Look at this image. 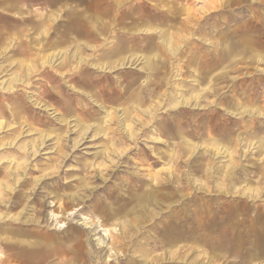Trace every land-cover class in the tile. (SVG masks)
<instances>
[{
    "label": "rangeland",
    "instance_id": "obj_1",
    "mask_svg": "<svg viewBox=\"0 0 264 264\" xmlns=\"http://www.w3.org/2000/svg\"><path fill=\"white\" fill-rule=\"evenodd\" d=\"M12 1L18 4L7 6L6 19L0 22V239L5 238L0 240V264H7V259L9 264H173L168 247L177 243H172L174 236L182 241L179 254L184 261L178 264H191L196 253L200 264H264V224L249 221L256 212L264 211V147L259 149V144L264 146V43L245 46L247 39H264V0H120L123 4L118 15L130 7L138 15L144 13L141 29L153 25L158 31L147 40L149 35L142 34L114 37L109 27L104 28L97 38H80L98 48L84 44L78 53L70 36L63 35L67 29L64 20L86 4H78L79 0H58V4L47 3L51 0L44 4L41 0ZM103 15L111 17V12ZM126 20H119L120 31L124 32ZM257 27L263 32H256ZM160 30L169 36L166 44ZM60 37L66 41L60 42ZM118 39L121 58L111 51ZM130 40L133 47L128 46ZM174 43L176 48L171 47ZM227 44H232L231 54L223 64L231 66L218 80L217 92L206 96L200 106H195V101L177 104L194 89H207V82L197 85V73L193 72L197 62L193 60L202 56L204 60ZM107 55V64L92 73L97 59ZM48 56L54 58L47 62ZM63 60H67L64 68ZM79 60L82 68L75 72ZM131 81L137 82L138 89L142 87L143 103L131 100L129 93L136 90ZM120 91L124 92L121 97ZM207 101L214 103L206 106ZM184 108L191 110L188 130L195 132L187 135L195 143L189 163L176 166L173 161L180 159L176 158L170 165L161 160L150 167L146 155L159 157L171 149L177 157L180 139H167L160 128L166 117H179ZM107 112L113 116L111 120L104 117ZM217 113L220 123L213 131L217 141L223 142L220 139L228 131L234 140L246 137L231 155L206 135L207 121ZM78 117L84 122L79 123ZM102 118L106 128L98 132L96 124ZM225 170L229 176L223 182ZM160 171V177L168 176L173 186H177L176 178L181 182L189 178L191 185L186 191L190 195H168L161 201L156 196L161 189L156 187L153 197L157 204L153 202L147 211L152 219L137 227L127 225L129 215L123 213L141 192L137 186L144 182L142 174L148 177L143 189H149L153 175ZM135 175L139 183L129 185ZM201 181L209 185V191L193 190ZM215 194L220 197L215 199ZM196 205L204 208L197 211ZM226 205L232 211L237 208L235 224H231L234 216L226 217L223 211ZM114 208L117 210L112 212ZM99 209L101 213L95 211ZM13 214L21 221L37 217L41 224L31 220L7 226ZM184 215L187 222L177 228ZM110 233L118 240L113 241ZM7 243H20L28 250L38 245L45 257L38 263L19 260ZM52 248L55 253L47 254L46 249ZM212 253L217 260L210 257ZM153 257L158 261L152 262Z\"/></svg>",
    "mask_w": 264,
    "mask_h": 264
},
{
    "label": "bare ground",
    "instance_id": "obj_2",
    "mask_svg": "<svg viewBox=\"0 0 264 264\" xmlns=\"http://www.w3.org/2000/svg\"><path fill=\"white\" fill-rule=\"evenodd\" d=\"M123 3L120 1V0H112V1H107V2H104V5L101 1H98V0H91L90 2H87L86 3V6L83 7L82 9L78 8L76 10V12L73 14L72 17L68 18L67 20H64V24L67 25V29L64 31V36L65 34H67V36L69 35V39H70V43L73 42L75 45L74 47L76 46L77 49H76V52L78 53L79 51H81V49L86 45L90 48H95L97 47V45H93L91 43V41H86V40H82L80 39L82 36H86L87 38H90V36H96V38L98 36L101 35V32H103L104 28H108L109 32H110V35L114 36V37H117L118 35L120 34H123V36H126V34H129L130 37H136V36H140L141 34L142 35H149L148 38H146L147 40H149V37H151L150 35L152 33H156L158 30V27H155L153 25H147L146 27H144V29H141L139 27V25L142 23L143 21V18L145 17V15L141 14V15H138L137 13H135V11H133L132 8L129 7V9H127L125 12L123 11L120 15H118V12L121 11V5ZM70 6V5H69ZM133 6V5H132ZM67 7V6H66ZM65 7V8H66ZM134 7V6H133ZM69 9V8H68ZM71 9V8H70ZM74 9V8H72ZM64 11V10H63ZM89 13H85V12H88ZM109 12H111V17H104L103 14H109ZM60 16V15H59ZM71 16V15H70ZM57 17V16H56ZM55 17V18H56ZM119 17H121L119 19ZM66 17H64L65 19ZM126 18L129 19V21H127L125 23V25L123 26V31H120L121 30V25L119 27H117V25L119 24V20H125ZM59 19V18H58ZM138 19V20H137ZM149 19V18H147ZM56 20V19H55ZM62 20V19H61ZM140 20V21H139ZM46 26V25H45ZM117 27V28H116ZM262 27H257L256 29V32L258 33H262L263 30L261 29ZM50 29V28H49ZM92 32L94 34H92ZM142 32H146V33H142ZM48 34V33H47ZM108 34V33H107ZM118 34V35H117ZM140 34V35H139ZM160 34L162 35V42L163 44H166L167 42V39H169V36L168 34L165 33L164 30H160ZM141 35V36H142ZM129 38V37H128ZM140 38V37H139ZM132 39V38H131ZM93 40V39H92ZM135 40V39H134ZM170 40V39H169ZM247 43H245V46L247 45V47H251L252 46H260L259 44H262L264 43V39L261 37V36H256L252 39H247ZM60 42L63 41L65 42L66 39H64V37H60ZM119 42H120V39H118L116 42H115V47H113L111 49V51L113 53H116L118 54L119 51L121 50L119 46ZM69 43V42H68ZM91 43V44H90ZM249 43V44H248ZM85 44V45H84ZM122 44V43H121ZM243 44V43H242ZM70 45V44H69ZM161 45V44H160ZM176 43L172 44L171 47H177L175 46ZM68 46V45H67ZM71 46V45H70ZM128 46H131L133 47V45L131 44V40H130V44ZM149 47H152L153 44H149L148 45ZM228 46V44L226 45ZM161 47V46H160ZM66 48V47H65ZM64 48V49H65ZM73 48V47H72ZM98 48V47H97ZM231 48H232V44H230L228 47H226L225 49L223 48L220 52H217V53H210L209 56L206 55V58H204V60H201L203 58V56L198 60V57H196L193 61L194 62H197V67H195L193 69V72L197 73L196 75V82L198 83L197 85H200V84H204L205 82H207V89L206 90H203L201 88H196L194 89L193 92H191V94L189 96H187L186 98L185 97H182L181 100L178 101L177 104H180V105H187L189 104L190 101H195V106L196 105H199V102L202 101L206 96H209V95H214L216 92H217V88L215 87L218 80L219 79H222L223 76L225 75V73H227V71L230 70V66L231 65H226L224 66L223 62L226 58L230 57V54H231ZM164 49V48H163ZM174 49V48H173ZM90 50V49H89ZM102 50V49H101ZM230 50V51H228ZM168 51V50H167ZM92 52V51H91ZM165 52V51H164ZM170 52V51H168ZM70 53V52H69ZM60 54V52H58L57 54L54 55V57L58 56ZM53 55V54H52ZM77 55V54H76ZM119 57L118 58H121L123 54H118ZM127 55V54H126ZM143 55V54H142ZM74 56V55H73ZM171 56V55H170ZM53 56L46 59L47 62L49 59L52 60V58H54ZM66 57V56H65ZM81 57V56H80ZM134 57V56H133ZM57 58V57H56ZM82 58V57H81ZM109 56H100L98 59H97V63H94L93 66H97V68H92V73L93 72H97L98 68L99 67H102V65L104 64H107L108 60H109ZM65 59V58H64ZM68 59V58H67ZM45 60V61H46ZM77 60V59H76ZM130 60V59H129ZM198 60V61H197ZM61 61V60H60ZM74 61V60H73ZM124 61V60H123ZM171 61V60H169ZM114 62V61H113ZM121 62V61H120ZM146 62V61H145ZM144 62V63H145ZM51 63V62H50ZM148 63V62H147ZM76 64V63H75ZM84 64V63H83ZM89 64V63H88ZM87 64V65H88ZM111 64V63H110ZM62 67L64 68L65 66H67V60H63L62 62ZM154 65V64H153ZM72 66V65H71ZM120 66V65H119ZM122 66V65H121ZM151 66V65H150ZM114 67V66H113ZM123 67V66H122ZM82 68V60H79L77 62V64L75 65L74 69H75V72L76 70L78 71L79 69ZM86 68V67H85ZM104 68V67H103ZM221 68V69H219ZM87 69V68H86ZM124 69V68H123ZM140 69V68H139ZM65 70V69H63ZM67 70H71L70 69H66L64 72H68ZM88 70V69H87ZM134 70V69H133ZM138 70V69H137ZM62 71V70H61ZM60 71V73H61ZM100 71V70H99ZM145 71V70H144ZM53 72V70L51 71ZM106 72V71H105ZM143 72V70H142ZM63 73V72H62ZM141 73V72H140ZM69 74V73H67ZM104 74V73H103ZM102 74V75H103ZM138 74V73H137ZM54 75V74H53ZM89 77L91 78V74L88 73ZM96 75V74H94ZM93 75V76H94ZM106 75V74H105ZM112 75V74H111ZM77 76V75H76ZM109 76V74H108ZM134 76V75H133ZM226 76V75H225ZM62 77V76H61ZM98 77V76H97ZM58 78V77H57ZM83 78V77H82ZM85 78V76H84ZM83 78V80H84ZM93 78V77H92ZM130 78V77H129ZM143 78V77H142ZM147 78V77H146ZM145 78V79H146ZM77 79V78H76ZM99 79V78H98ZM112 79V78H111ZM110 79V80H111ZM123 79V78H122ZM131 79V78H130ZM100 80V79H99ZM118 80V79H117ZM128 80V79H127ZM162 80V79H161ZM82 81V80H81ZM85 81V80H84ZM132 81H135V80H132ZM129 82V84H137V82ZM97 82V81H96ZM167 82V81H166ZM105 83V81H104ZM115 83V82H114ZM202 84V85H203ZM98 85V83H97ZM117 85V84H116ZM141 85V84H140ZM95 86V85H94ZM145 86V85H144ZM180 86V85H179ZM132 87V86H131ZM138 86L136 85L135 86V89H133V91L131 93H129V95L131 96V100H135L136 102H144L145 101V95H143V91H141V88L138 89L137 88ZM74 88H76L74 86ZM73 88V89H74ZM111 88V86H110ZM205 89V88H204ZM119 90V88H118ZM84 91V89H83ZM117 91V90H116ZM126 91V90H125ZM128 92V90H127ZM73 93V92H72ZM120 95L119 97L123 96L124 92L120 91ZM166 93V92H165ZM77 94V93H76ZM179 94V93H178ZM81 95V94H79ZM158 95V94H157ZM180 96V95H179ZM157 98V97H156ZM155 98V99H156ZM173 100V99H172ZM152 101V100H151ZM169 101V100H168ZM135 103V102H134ZM151 103V102H150ZM214 102L213 101H207V103L205 104L206 106L208 105H211L213 104ZM139 104V103H138ZM114 105V104H113ZM151 105V104H150ZM158 105V104H157ZM133 106V105H132ZM200 106V105H199ZM155 107V106H154ZM158 107V106H157ZM133 108V107H132ZM111 109V108H110ZM129 109H130V106L129 107H126L125 108V112H129ZM135 111V109H133ZM190 111L189 109L187 108H184V110L182 111L181 110V114H179L180 116L177 117L175 115H173V117H170V118H165V125H163V128L161 127L160 128V132L163 133V135L167 138V139H171L173 137H178L180 139V141L177 143L178 146V152L176 153L177 157H175L173 154H172V150L169 149L167 151H163V153L159 156V157H154L152 155H146L145 156V161H150L148 164L150 167H153V166H156L158 165L161 160H163V163L164 164H169L170 165V162H171V159H176V158H180L179 160H174L173 164H175L176 166L178 165V162L180 163H184V162H188L189 161V157L191 156V154L193 153V151H195L194 147H195V143L192 141V139H190L187 135H194L195 132H193V130H188V126L191 125L192 121L190 120ZM136 112V111H135ZM139 112V111H137ZM148 112V111H147ZM105 113V112H104ZM142 113V112H141ZM144 113V112H143ZM167 113L168 115L170 114L169 110L167 109ZM220 113V112H219ZM219 113H217L215 115V117L211 116V118L209 119V121H207V125L205 126L206 128V135L208 136H213V131L215 130V127H217L220 123V119H219ZM145 114V113H144ZM143 115V114H142ZM103 116V115H102ZM137 116V115H136ZM100 117V116H99ZM107 118V120H111L112 119V115L110 114V112H107V114L104 116ZM103 117V118H104ZM101 119L100 121L97 122L96 126L98 129V132H102L105 130V126H104V123L106 122V119ZM196 118V117H195ZM183 119V122H181V120ZM208 119V118H207ZM78 122L79 123H82L84 122L83 119L79 118L78 117ZM131 120V119H130ZM149 120V119H148ZM135 121V120H134ZM115 122V121H114ZM132 122V121H131ZM143 122V120H142ZM125 124V123H124ZM107 125V124H105ZM167 125H170L171 127H173L172 129L168 128ZM164 126L166 127L165 130H164ZM137 127V126H136ZM191 127V126H189ZM124 129V128H123ZM134 129V128H133ZM137 129V128H136ZM127 130V129H126ZM125 130V131H126ZM135 131V130H134ZM133 131V132H134ZM137 131V130H136ZM132 132V133H133ZM198 133V132H197ZM131 134V133H130ZM134 134V133H133ZM129 135V134H128ZM121 137V136H120ZM132 137V136H130ZM158 139H163L162 137H157ZM199 138V137H198ZM122 139V138H121ZM209 139V138H208ZM242 139L246 140V137H243L241 138L240 136H236V140H234V136L228 131L226 132V134H223L222 136V139H220V141H223V142H219L217 141L216 138L212 139L213 140V144L216 143V144H221V147L224 148V151L223 152H227V154L231 155L232 152H236V147L239 146L240 144V141H242ZM160 141V140H159ZM196 141V140H195ZM201 141V140H200ZM208 141V140H207ZM210 143V142H209ZM208 143V144H209ZM259 149H263V145L259 144ZM113 151V150H112ZM147 153V151H146ZM150 153V152H149ZM138 154V153H137ZM195 155V154H194ZM143 156V155H142ZM175 157V158H174ZM186 159H185V158ZM184 158V160H182ZM189 163V162H188ZM172 164V163H171ZM168 165V166H169ZM186 165V164H185ZM166 166V165H165ZM212 168V167H211ZM151 168H149V171H150ZM205 169V168H204ZM165 170V169H164ZM181 170V169H180ZM152 171V170H151ZM162 171V170H161ZM161 171L159 173H157V175H153L152 177V182L149 185V189L148 188H145L143 189V184L146 182V178L147 175L145 174H142V179H143V184L142 182L139 183V178H138V175H135L134 177H132V181H129V185H135L137 186L135 183L137 182L138 180V186H137V190L138 191H141L139 193H137L136 197H135V202L134 204H132V206L129 208V210L127 212H124L123 214L124 215H129L128 219L126 220L127 221V225H130V226H134V227H137L138 224H143L145 222V220H149V219H152V215H148L147 211L149 210L150 206L151 205H154L153 202L156 201V198L153 197V189L156 188V187H159L161 190H159L160 192L158 193L157 196V199L158 200H161L163 201V199H166L165 197H167L168 195L169 196H178L179 198H183V197H186V196H189L190 195V192L186 191V189H189V186L191 184H189V178L187 180V177L185 178H182L183 181L181 182L180 181V178H176L175 180V183H177V186H173L172 184H170V180L168 178V176H166L165 178H162L160 177L161 175ZM154 172V171H153ZM157 172V171H156ZM171 172V171H170ZM211 171H209L207 174H210ZM140 173V172H139ZM164 175H166L167 173H165L164 171L162 172ZM183 173V172H182ZM228 170H225L223 172V182H224V179L227 180L228 179ZM160 174V175H159ZM185 175V174H184ZM163 176V175H161ZM130 177V176H129ZM183 177V176H181ZM208 176L205 175V179L207 178ZM148 178V177H147ZM171 179V178H170ZM198 182V181H196ZM202 182V181H201ZM133 183V184H131ZM207 183L205 182H202L200 183L199 185H196V186H193V190L194 191H197V190H202L204 189V191H209V185H206ZM217 186V185H216ZM225 186V184H224ZM144 187H147V185H144ZM219 190H222L223 189V186H217ZM167 188H170L171 190H174V192L171 194L169 193L168 191L165 192V190L163 189H167ZM181 188V190L183 191V193H179V195H177L178 192H182L181 190L179 191V189ZM139 189H142V190H139ZM136 190V191H137ZM170 191V190H169ZM186 191V192H185ZM217 191V190H215ZM172 192V191H171ZM218 192V191H217ZM206 194V193H205ZM204 194V195H205ZM127 197V196H126ZM219 194H215L214 198H219ZM123 198V197H122ZM177 198V197H176ZM131 199V198H130ZM168 199V198H167ZM183 200V199H182ZM186 200V199H185ZM167 201V200H165ZM172 201V200H171ZM178 202V201H177ZM157 204V201L155 202ZM163 204V203H162ZM160 205V204H159ZM156 206V205H155ZM163 206V205H162ZM197 211H201L202 208H204L203 205H196L195 207H197ZM157 207V206H156ZM169 207V206H168ZM161 208V207H160ZM207 212H209L210 210V207L209 208H205ZM245 207L243 206L242 210L244 211ZM117 209H113L112 212H115ZM214 210V209H213ZM99 213H101L102 209L100 210H95ZM223 211L226 213L227 212V215L226 217H231L234 216V219H233V222L231 224H235L236 223V218L235 216L239 215L238 212H237V208L234 209L233 211L231 210V208H229L228 205H226L224 208H223ZM260 211V210H259ZM214 212V211H213ZM150 213V212H149ZM165 213V212H164ZM215 213V212H214ZM259 212H256V215L252 216L251 219L249 220L251 223L250 224H264V211L261 210V212L258 214ZM176 214V213H175ZM174 217V216H173ZM186 216L184 215L183 216V219H178V224H177V228L181 227L180 224H182L183 222L186 223L187 222V219L185 218ZM188 218V217H187ZM223 219V221L226 220L225 217H220ZM167 219V217H166ZM32 221V224H41L40 223V220L39 218H31V219H27V220H22L20 219L19 215L18 214H13L9 217L8 219V223H7V226L8 224H22V223H25V222H29V221ZM209 222V221H208ZM227 222V220H226ZM242 222V220H241ZM173 223V222H172ZM171 223V224H172ZM177 223V221H176ZM243 223V222H242ZM191 224V223H190ZM185 225V224H184ZM210 225V224H209ZM30 226V224H29ZM251 226V225H249ZM115 227V226H114ZM123 227H126L125 224H123ZM170 227V226H168ZM186 227V226H185ZM202 227V226H201ZM261 227V226H260ZM171 228V227H170ZM206 228V227H205ZM219 228V227H218ZM251 228V227H249ZM36 229V228H35ZM126 229H129V227ZM167 229V228H166ZM182 229V228H181ZM193 229V228H191ZM190 229V230H191ZM10 231V233L12 234V232H14V230L11 228V229H8ZM48 230V229H47ZM46 230V231H47ZM105 230V229H104ZM163 230V229H162ZM173 230V229H172ZM171 230V231H172ZM186 230V229H185ZM210 230V229H209ZM220 230V229H219ZM258 230V229H257ZM41 231V230H40ZM174 231V230H173ZM182 231V230H181ZM198 231V230H197ZM32 232V231H31ZM169 232V231H167ZM176 233L178 231H175ZM189 232V231H188ZM210 232V231H209ZM257 232V231H256ZM30 233V232H28ZM89 233V232H88ZM122 233V232H121ZM134 233V232H133ZM166 233V232H165ZM172 233V232H171ZM183 233V232H182ZM206 233V232H205ZM216 233V232H215ZM245 235H248L246 233V231L244 232ZM19 234V233H18ZM23 234V233H22ZM40 234V233H39ZM52 234V233H51ZM111 234V233H110ZM120 234V233H119ZM162 234V233H161ZM179 234V233H177ZM189 234V233H188ZM191 234V233H190ZM218 234V233H217ZM222 234V233H221ZM21 235V233H20ZM121 235V234H120ZM125 235V234H124ZM183 235V234H182ZM185 235V234H184ZM259 235V234H258ZM10 235L7 234V241H10V238L8 237ZM112 237V240L114 241L115 239H117L115 236H113V234L110 235ZM179 236V235H178ZM188 236V235H187ZM203 236V235H202ZM22 237V236H21ZM41 237V236H40ZM163 237V236H162ZM160 237V238H162ZM259 237V236H258ZM59 238V236H58ZM123 238V237H122ZM166 238V237H165ZM225 238V237H224ZM2 239H5V238H1L0 240ZM35 239V238H34ZM62 239V238H61ZM78 239V238H77ZM100 239V238H99ZM168 239V238H167ZM174 239L172 243H174L175 241L177 243H174L171 247H168V249H170L172 251V256H171V263L173 264H178L182 261H184V258H182L180 256V252L182 250H180V248L182 247L181 244V239H178L177 236H174ZM200 239H203V238H200ZM219 239V238H218ZM89 240V239H88ZM118 240V239H117ZM223 240V239H222ZM263 240V239H262ZM58 241V239H57ZM23 243L26 242V239H23L22 240ZM37 242V241H35ZM99 243V242H98ZM211 243V241H210ZM228 244V243H227ZM55 245V244H54ZM195 246H199L197 243L194 244ZM59 246V245H57ZM68 246V245H67ZM66 246V247H67ZM24 246L21 245L20 243H14V244H9L7 243V249H10V250H13L16 252L13 253V255L19 259V260H28V262H37L40 260V259H43V257H45V255H41L40 254V251H42V249L40 248V246H36L35 249H26V248H23ZM65 248V247H64ZM92 248V247H91ZM231 248V247H230ZM22 249H25L23 252L21 251L20 253H18L17 251L19 250H22ZM68 249V247H67ZM93 249V248H92ZM48 251L47 254H51V253H55V251L52 249H46ZM49 250H52V251H49ZM189 251V250H188ZM90 252V250L88 251ZM187 252V251H186ZM191 252V251H190ZM206 252V251H205ZM203 252V253H205ZM150 253V252H149ZM149 253H148V256H149ZM178 254V258H180L179 260L176 261L174 255L175 254ZM201 253V252H200ZM79 254V253H78ZM176 254V255H177ZM186 254V253H185ZM210 254V253H209ZM10 255V254H9ZM200 254L199 253H196L193 257V259L190 261L191 264H198L199 262H197V257L199 256ZM217 256V255H216ZM81 257V256H80ZM210 257L214 258L217 260V258L215 257V253H212L210 255ZM80 259V258H79ZM85 259V258H84ZM170 259V258H169ZM250 259V258H249ZM252 259V258H251ZM257 259V258H256ZM255 259V260H256ZM31 260V261H30ZM63 263H65V260H61ZM152 262H156L158 261V259H156L155 257L152 258L151 260ZM201 261V260H200ZM59 262V261H58ZM218 262V261H216ZM7 264H9V261L7 259ZM200 264V263H199Z\"/></svg>",
    "mask_w": 264,
    "mask_h": 264
},
{
    "label": "crops",
    "instance_id": "obj_3",
    "mask_svg": "<svg viewBox=\"0 0 264 264\" xmlns=\"http://www.w3.org/2000/svg\"><path fill=\"white\" fill-rule=\"evenodd\" d=\"M98 1H102V0H98ZM87 2H90V0H79L78 4H86ZM41 3L44 4V0H41ZM47 3L58 4L59 1L51 0V1H47ZM66 3L69 4V2H66ZM14 4H18V2H13L12 0H0V22L6 19L5 14L3 13H7V6H11ZM74 4H77V2L74 1Z\"/></svg>",
    "mask_w": 264,
    "mask_h": 264
}]
</instances>
